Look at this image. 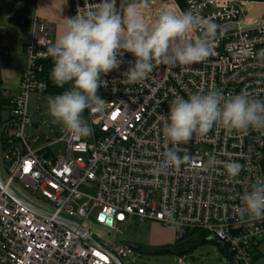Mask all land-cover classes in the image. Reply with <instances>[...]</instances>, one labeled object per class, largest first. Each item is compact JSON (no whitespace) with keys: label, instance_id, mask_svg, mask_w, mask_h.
<instances>
[{"label":"built area","instance_id":"obj_1","mask_svg":"<svg viewBox=\"0 0 264 264\" xmlns=\"http://www.w3.org/2000/svg\"><path fill=\"white\" fill-rule=\"evenodd\" d=\"M68 1L71 17L78 8L100 2ZM182 1L186 11L220 26L214 54L190 66L157 65L146 80L130 84L122 73L134 57L126 53L120 69L102 77L107 86L98 94L107 102L104 110L84 111L93 129L90 141L63 130L55 141L26 134L33 127L30 96L47 92L44 64L50 59L46 53L52 33L43 20H34L24 37L27 66L17 91L1 90L0 174L3 165L6 179L0 187V264H116L112 256L122 260L135 250L116 242L120 228L134 222L172 227L178 235L201 231L227 246L236 264H256L255 252L264 242V219L254 220L238 209L243 194L264 180V129L227 134L214 126L206 136L182 145L189 149L188 162L166 173L156 167L165 151L161 116L168 114L176 96L187 99L215 89L226 96L247 92L252 99L264 100V18L243 21L242 5L252 3L243 0ZM130 2L115 0L116 10L122 12ZM162 11L183 12L176 0H147L151 20ZM231 25L236 28L224 30ZM6 30L0 23V37ZM43 124L49 126L50 121ZM60 142L66 144V152L53 156L51 147ZM212 157L215 161L209 166ZM226 162L242 165L237 176L227 174ZM15 184L49 200L54 205L48 212L52 217H41L13 201L7 190ZM57 217L94 218L113 230L112 243L104 247L82 238L57 223ZM179 264H185L183 258Z\"/></svg>","mask_w":264,"mask_h":264},{"label":"clouds","instance_id":"obj_2","mask_svg":"<svg viewBox=\"0 0 264 264\" xmlns=\"http://www.w3.org/2000/svg\"><path fill=\"white\" fill-rule=\"evenodd\" d=\"M146 8L147 0H131L122 12L116 10L115 0L78 8L47 48L46 55L54 61L51 79L61 88L71 84L47 102L52 122L66 134L76 139L92 135L83 113L86 109L104 110L107 102L98 94L107 86L102 77L119 70L126 53L134 57L122 73L130 84L146 80L157 65L190 66L214 54L220 26L211 18L192 11H162L151 20ZM161 120L165 151L156 171L166 173L191 159L189 149L182 145L206 136L214 126L227 134L264 129V100L252 99L247 92L226 96L212 89L187 99L176 96ZM214 161L210 158L209 166ZM224 167L230 177H235L242 165L226 162ZM241 199V215L264 219V180L254 183Z\"/></svg>","mask_w":264,"mask_h":264},{"label":"rangeland","instance_id":"obj_3","mask_svg":"<svg viewBox=\"0 0 264 264\" xmlns=\"http://www.w3.org/2000/svg\"><path fill=\"white\" fill-rule=\"evenodd\" d=\"M178 5L180 6L179 3ZM241 9L243 10V15L247 16V11L243 7ZM182 11L184 10L182 9ZM13 48L15 52H8V54H6L4 49L0 50V76H2V71L10 74V77H6V80L11 85V90L15 86L13 82L16 78L12 74L19 69L24 70L27 66V57L22 52V38L16 37L14 39ZM1 88L3 90L5 86L2 85ZM54 96L51 94H32L30 96L29 115L31 116L33 127L28 129V133L36 136H49L51 141H55L60 136L58 132L62 130L61 126L54 124L48 114L47 102L50 97ZM5 116L6 112L2 111L1 117L3 118ZM83 118L90 125L85 113H83ZM45 121H50V125H44L43 123ZM51 130H56L57 134H53ZM86 140L90 141L91 136L86 137ZM50 152L53 156L64 155L66 152V144L63 142L56 143L51 147ZM52 155L51 157H53ZM1 176L6 179L3 165L1 166ZM13 190L26 202L33 205V207L35 206L46 212L54 210V205L49 200L44 199L37 191L25 189L18 184L13 185ZM73 221L88 229L95 242H99L104 247H109L112 243L113 230L99 225L94 218L87 221L73 218ZM194 239H198L196 234L194 235ZM116 242H118L117 245L130 246L135 249L131 256L121 260L123 264H179L181 258L184 259L185 264H231L229 259L223 255L219 248L220 246L215 242L201 244L195 247L190 254L188 253L184 257L179 256L174 253V250L176 248H185L187 245L176 247L178 243V232L172 227L166 228V226L154 222H146L143 224L134 222L122 226L116 236ZM158 251L162 253H158Z\"/></svg>","mask_w":264,"mask_h":264},{"label":"crops","instance_id":"obj_4","mask_svg":"<svg viewBox=\"0 0 264 264\" xmlns=\"http://www.w3.org/2000/svg\"><path fill=\"white\" fill-rule=\"evenodd\" d=\"M69 4L68 0H0V23L7 29L6 35L0 37V50L4 49L6 54H8L11 48V53H14V39L20 37L22 38V52L24 53V37L32 30L36 18L43 20L51 28L50 42L53 44L57 36L62 32L66 19L71 17ZM242 7L248 14L247 16L243 15V21L259 17L264 18V2L246 3ZM22 71V69H19L13 73L14 75L12 74V76L16 77L13 82V85H15L13 90H11V85L6 80V77L10 74L2 71L0 88L2 85L5 88L3 90L1 88V90L11 93L16 92ZM28 129L26 130L27 136H35L32 133H28ZM41 147L44 148V153L48 156V149H46L45 145H39V148ZM255 262L256 264H264V242L257 247Z\"/></svg>","mask_w":264,"mask_h":264},{"label":"trees","instance_id":"obj_5","mask_svg":"<svg viewBox=\"0 0 264 264\" xmlns=\"http://www.w3.org/2000/svg\"><path fill=\"white\" fill-rule=\"evenodd\" d=\"M178 3L180 4L181 8L186 11V7L184 6L183 4V1L182 0H177ZM250 2H262L264 0H249ZM54 67V61L53 59L50 57V59L44 64V77H45V80L47 82V92L46 94H51V95H58V94H62L65 90H68L70 88V84H66L64 85L63 88L61 87H58L56 86V84L53 82V80L51 79V71ZM2 104H3V100L1 99V88H0V110L2 108ZM261 169H262V173H263V176H264V159L262 161V164H261ZM197 235L198 236V239L201 238V239H194V235ZM207 242H214L212 241L211 239H208L207 235L201 231H190V232H186L184 234V238L181 240V241H178L177 243V246H180V245H187L185 246V248H176L174 250V253L178 254L179 256H185L186 254H190L195 247L201 245V244H204V243H207ZM216 243V242H215ZM218 244L220 247V250L222 251L223 255L229 259V261L231 262V264H236L233 260V257L229 251V248L221 243H216Z\"/></svg>","mask_w":264,"mask_h":264},{"label":"water","instance_id":"obj_6","mask_svg":"<svg viewBox=\"0 0 264 264\" xmlns=\"http://www.w3.org/2000/svg\"><path fill=\"white\" fill-rule=\"evenodd\" d=\"M165 1H169V0H165ZM243 1L250 2L249 0H243ZM228 28H236V26L235 25L227 26L224 28V30L228 29ZM0 187L4 188V182H3V179L1 177V174H0ZM7 194L13 201L19 203L22 206L27 207L29 210H31L35 214H37L41 217H44V218H51L52 217V214H50V213H48L42 209H39L35 206L33 207V205H31L30 203L26 202L24 199L19 197L18 194H16V192L13 189L9 188L7 190ZM56 222L61 224L62 226H65L66 228L72 230L73 232L78 234L80 237L85 238V239L95 243L94 239L89 235V233L86 231V229H84L82 226H80L76 222L62 218V217H57ZM106 224L110 225L111 221L108 220ZM183 238H184V233L180 232L178 235V241H181ZM211 240L217 243L216 240H214V239H211ZM158 253H162V252L158 251ZM112 257H113V260L115 261L116 264H123L121 262V260L118 259V257H115V256H112Z\"/></svg>","mask_w":264,"mask_h":264},{"label":"snow or ice","instance_id":"obj_7","mask_svg":"<svg viewBox=\"0 0 264 264\" xmlns=\"http://www.w3.org/2000/svg\"><path fill=\"white\" fill-rule=\"evenodd\" d=\"M26 171H27V169H25ZM97 255H99V254H97Z\"/></svg>","mask_w":264,"mask_h":264}]
</instances>
